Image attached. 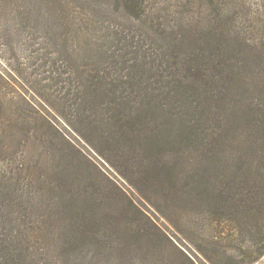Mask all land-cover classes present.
<instances>
[{
  "label": "trees",
  "instance_id": "trees-1",
  "mask_svg": "<svg viewBox=\"0 0 264 264\" xmlns=\"http://www.w3.org/2000/svg\"><path fill=\"white\" fill-rule=\"evenodd\" d=\"M221 27L198 50L164 29L156 32V51L148 46L145 53L153 63L130 58L116 71L111 60H94L89 70L64 73L59 114L94 157L77 148L65 161L58 150L53 157L59 171L47 188L58 213L50 223L63 215V248L91 246L100 256L117 252L141 264L262 259L264 52L255 51L249 64L238 37L229 33L226 41L216 32ZM248 72L259 91L246 100L236 89L252 83L242 82ZM0 194L11 192L0 184ZM155 217L185 228L193 253L177 248ZM23 222L0 230V264H32L30 236H49V226ZM165 241L177 258L155 259Z\"/></svg>",
  "mask_w": 264,
  "mask_h": 264
},
{
  "label": "rangeland",
  "instance_id": "rangeland-1",
  "mask_svg": "<svg viewBox=\"0 0 264 264\" xmlns=\"http://www.w3.org/2000/svg\"><path fill=\"white\" fill-rule=\"evenodd\" d=\"M128 4L132 3L0 0V184L3 192H11L0 194V230L9 222L21 225L23 221L33 229L43 224L50 227L44 242V234L35 232L29 238L32 248L27 255L32 264H66L67 258V264H141L117 252L100 256L91 246L63 248V215H58V224L50 223L58 213L55 195L48 190L59 171L53 166L56 150L65 154L64 161L76 154V148L93 156L59 114L57 98L65 94L61 87L66 71L89 70L87 64L94 60H111L116 71L127 66L130 58L153 63L144 59L145 53L150 54L148 46L156 51L152 49L160 44L156 32L164 29L166 34L181 33L185 46L198 50L213 27L222 25V31L216 32L223 33L226 41H232L229 33L236 35L242 59L249 64L255 51L264 52V0H138L130 8ZM108 53L114 56H101ZM243 77V83H252L236 90L246 100L255 99L259 91L254 87L255 76L248 72ZM155 221L177 248L193 253L185 228L177 230L161 218ZM172 243L165 241L155 259L177 258ZM255 264H264V256Z\"/></svg>",
  "mask_w": 264,
  "mask_h": 264
}]
</instances>
